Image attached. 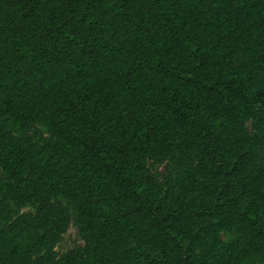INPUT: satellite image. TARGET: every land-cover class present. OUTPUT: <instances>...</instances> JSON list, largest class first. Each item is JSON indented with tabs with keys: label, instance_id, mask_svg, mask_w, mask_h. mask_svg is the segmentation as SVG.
Returning <instances> with one entry per match:
<instances>
[{
	"label": "trees",
	"instance_id": "1",
	"mask_svg": "<svg viewBox=\"0 0 264 264\" xmlns=\"http://www.w3.org/2000/svg\"><path fill=\"white\" fill-rule=\"evenodd\" d=\"M0 264H264V0H0Z\"/></svg>",
	"mask_w": 264,
	"mask_h": 264
},
{
	"label": "rangeland",
	"instance_id": "2",
	"mask_svg": "<svg viewBox=\"0 0 264 264\" xmlns=\"http://www.w3.org/2000/svg\"><path fill=\"white\" fill-rule=\"evenodd\" d=\"M150 167L154 172L163 174L166 172L168 167L166 163L163 164H152L150 163ZM83 245V241L81 240L76 226L71 222L67 227L66 232L63 234L62 240L56 245L55 250L59 255L66 253L67 251L81 247Z\"/></svg>",
	"mask_w": 264,
	"mask_h": 264
}]
</instances>
